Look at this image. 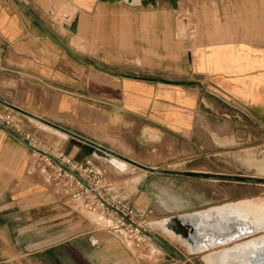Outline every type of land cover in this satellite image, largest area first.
I'll return each instance as SVG.
<instances>
[{
  "label": "crops",
  "instance_id": "crops-1",
  "mask_svg": "<svg viewBox=\"0 0 264 264\" xmlns=\"http://www.w3.org/2000/svg\"><path fill=\"white\" fill-rule=\"evenodd\" d=\"M175 1L0 0V100L29 114L13 110L23 130L77 162L97 149L33 117L147 164L132 153L148 148L149 122L157 133L189 130L205 85L264 116V0ZM30 157L0 128V264H194L163 246L122 244L30 170Z\"/></svg>",
  "mask_w": 264,
  "mask_h": 264
},
{
  "label": "rangeland",
  "instance_id": "rangeland-1",
  "mask_svg": "<svg viewBox=\"0 0 264 264\" xmlns=\"http://www.w3.org/2000/svg\"><path fill=\"white\" fill-rule=\"evenodd\" d=\"M161 1L169 6L168 0ZM184 17L182 14L180 18V24L183 26L181 34L188 29V24L184 23L186 22ZM110 70L129 71L126 68ZM148 77L177 81L167 73H149ZM201 96L195 123L189 130L173 131L159 128L161 132L157 133L155 131L157 125L149 122L148 148L136 149L132 155L138 157V154L142 152V159L147 162L142 164L159 169L264 178V168L258 165L264 162V116L250 115L245 107L221 97L208 85H205L201 91ZM51 149L57 151L55 147ZM112 150L121 154L116 149ZM92 152H96L97 155L84 162H89L94 170L100 172L110 184V191L104 193L103 198L110 204L132 209L135 213L133 221L136 224L151 234L156 235L154 231L157 232L158 237L173 250L194 258V264H205L203 255L214 248L191 253L181 241L176 240L161 228L151 226V223L162 217L227 201L247 198L264 202V184L174 174H151L119 161L118 158L114 159V156L102 151L93 150ZM73 209L79 211L86 220L98 227L106 228L112 222L109 218H101L95 213L74 207ZM147 249L150 253L154 249L166 251L154 240L150 241Z\"/></svg>",
  "mask_w": 264,
  "mask_h": 264
},
{
  "label": "built area",
  "instance_id": "built-area-1",
  "mask_svg": "<svg viewBox=\"0 0 264 264\" xmlns=\"http://www.w3.org/2000/svg\"><path fill=\"white\" fill-rule=\"evenodd\" d=\"M0 128L18 135L31 149L30 170L54 188L61 198L79 204L87 212L95 213L112 222L106 228L122 244L144 249L151 241L145 228L133 221L135 214L128 207L110 204L103 198L110 191L105 177L89 162H77L63 151H55L22 129L19 113L13 110L0 111Z\"/></svg>",
  "mask_w": 264,
  "mask_h": 264
},
{
  "label": "bare ground",
  "instance_id": "bare-ground-1",
  "mask_svg": "<svg viewBox=\"0 0 264 264\" xmlns=\"http://www.w3.org/2000/svg\"><path fill=\"white\" fill-rule=\"evenodd\" d=\"M258 165L264 168V162ZM151 226L160 227L190 252L214 248L203 255L205 264H232L228 259L232 249L264 246V202L247 198L227 201L165 217Z\"/></svg>",
  "mask_w": 264,
  "mask_h": 264
},
{
  "label": "water",
  "instance_id": "water-1",
  "mask_svg": "<svg viewBox=\"0 0 264 264\" xmlns=\"http://www.w3.org/2000/svg\"><path fill=\"white\" fill-rule=\"evenodd\" d=\"M100 1H110V2H114V1H124L128 4H133L135 2H141L142 4H149V3H154L155 0H100ZM175 0H170V3L175 7ZM75 25L76 22L74 21L70 26H67V28L71 31H75ZM144 80L150 81V82H159V83H165V84H172V85H190V84H199V82H189V81H169V80H165V79H161V78H154V77H143ZM1 103L5 104L6 106H8L9 108H11L12 110H16L20 113L29 115L17 108H15L14 106L3 102L0 100ZM33 117V116H31ZM34 119H37L39 121H42L43 123H45L46 125L52 127L53 129L58 130L59 132L63 133L66 137H71L81 143H83L84 145H88L94 149H97L99 151H102L104 153H107L109 155H112L120 160H123L125 162H127L128 164H131L135 167H138L148 173H157V174H174V175H181V176H187V177H198V178H208V179H217V180H226V181H234V182H250V183H258V184H264V178L261 177H256V176H245V175H226V174H220V173H210V172H200V171H182V170H169V169H159L156 167H152V166H147L144 165L142 163H139L135 160H132L130 158H127L109 148H106L100 144H97L91 140H88L78 134L72 133L66 129H63L55 124H51L49 122H45L43 120H40L39 118L33 117ZM160 228V227H159ZM145 234L148 238H150L151 240H154L155 242H157L158 244H160L161 246L165 247L167 250L173 252L177 257H179L180 259H184V257L178 253L177 251L173 250L171 247H169L161 238H159L158 236L151 234L149 232L145 231ZM177 240V239H176ZM179 241V240H178ZM230 244V243H229ZM185 245V244H184ZM186 246V245H185ZM208 249H212V248H207L204 250H208ZM203 251V250H200ZM190 252V251H189ZM199 251H194L191 253H197ZM228 259L230 260V263L232 264H264V246H259L256 248L253 247H249L246 248L245 250H235L232 249L231 251H229L228 253Z\"/></svg>",
  "mask_w": 264,
  "mask_h": 264
}]
</instances>
